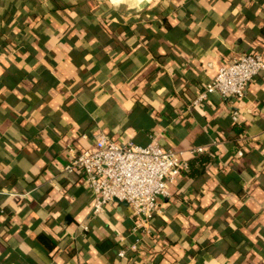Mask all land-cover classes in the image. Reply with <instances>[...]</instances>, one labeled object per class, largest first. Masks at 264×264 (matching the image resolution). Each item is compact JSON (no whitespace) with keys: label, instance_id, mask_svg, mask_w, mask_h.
<instances>
[{"label":"crops","instance_id":"crops-1","mask_svg":"<svg viewBox=\"0 0 264 264\" xmlns=\"http://www.w3.org/2000/svg\"><path fill=\"white\" fill-rule=\"evenodd\" d=\"M251 49L264 0H0V264H264V70L192 102ZM100 134L187 161L152 231L63 170Z\"/></svg>","mask_w":264,"mask_h":264},{"label":"built area","instance_id":"built-area-1","mask_svg":"<svg viewBox=\"0 0 264 264\" xmlns=\"http://www.w3.org/2000/svg\"><path fill=\"white\" fill-rule=\"evenodd\" d=\"M264 70V53L248 50L227 63L221 64L214 77L205 85L193 104L205 100L209 93L222 97L243 96L251 79ZM237 112L232 118L236 120ZM84 136V135H83ZM202 146L191 148L201 152ZM238 154H242L239 150ZM180 150L163 147L155 138L139 144L129 135L117 142L100 134L91 144L76 151L64 164L65 172H77L92 197L91 213L100 214L111 200L126 202L133 210L132 231H152L150 220L158 210L157 198L169 197V184L187 169ZM87 230V225H81ZM131 249H137L136 243ZM120 255L124 250L119 251Z\"/></svg>","mask_w":264,"mask_h":264}]
</instances>
